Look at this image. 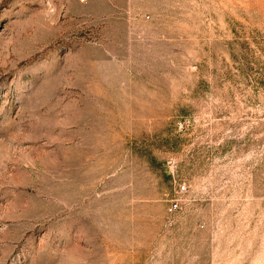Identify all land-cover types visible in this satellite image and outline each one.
<instances>
[{
  "label": "rangeland",
  "instance_id": "obj_1",
  "mask_svg": "<svg viewBox=\"0 0 264 264\" xmlns=\"http://www.w3.org/2000/svg\"><path fill=\"white\" fill-rule=\"evenodd\" d=\"M0 264H264V0H0Z\"/></svg>",
  "mask_w": 264,
  "mask_h": 264
},
{
  "label": "built area",
  "instance_id": "obj_2",
  "mask_svg": "<svg viewBox=\"0 0 264 264\" xmlns=\"http://www.w3.org/2000/svg\"><path fill=\"white\" fill-rule=\"evenodd\" d=\"M175 206V208L177 207V205H174Z\"/></svg>",
  "mask_w": 264,
  "mask_h": 264
}]
</instances>
